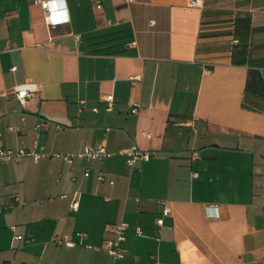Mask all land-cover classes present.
Instances as JSON below:
<instances>
[{
  "label": "crops",
  "instance_id": "0c3cea01",
  "mask_svg": "<svg viewBox=\"0 0 264 264\" xmlns=\"http://www.w3.org/2000/svg\"><path fill=\"white\" fill-rule=\"evenodd\" d=\"M41 1L0 0V146L45 153L0 164V264H264V110L245 100L264 0H61L54 27ZM85 146L110 155L58 156ZM133 147L150 159L129 166Z\"/></svg>",
  "mask_w": 264,
  "mask_h": 264
},
{
  "label": "built area",
  "instance_id": "2783aa9c",
  "mask_svg": "<svg viewBox=\"0 0 264 264\" xmlns=\"http://www.w3.org/2000/svg\"><path fill=\"white\" fill-rule=\"evenodd\" d=\"M61 0H47V1H41V6L46 11V22L50 27H54L55 24L52 20L51 11L53 9H58V7L61 5ZM96 6L98 9L101 8L100 0L96 1ZM191 4L195 7L202 8L204 7L205 0H192ZM233 45L239 44V40L237 38H232ZM262 77L264 80V71L262 72ZM33 91V88L29 85H21L16 87L15 92L17 98L21 101V103H25L27 98L31 96V92ZM105 102L108 103V109H110L114 102L113 95H107L103 98ZM137 107L133 108V112L137 111ZM97 111V109H94ZM37 129H40V125L37 126ZM121 154H127L129 156V159L127 161L129 166H133L136 161L142 160V161H148L150 159V153L146 150H142L138 147H133L128 150H124L121 152ZM45 155L43 150L40 151H27L25 149H18L16 151L1 147L0 146V164L5 162H19L26 156H31L35 161H39L43 156ZM110 154L103 148V147H91V146H85L83 151L79 153H71V154H64V155H58L60 156L65 162L72 164L74 160L79 158H85V159H101L103 157H107ZM194 157L197 158V156L194 154ZM99 180H103L102 177L99 178ZM73 202L71 205V208L73 211L77 212L80 207L79 203V192H75L73 194ZM66 197V196H64ZM2 212V208L0 206V213ZM170 214V210L165 208L164 209V215L167 216ZM159 225L162 226L164 224L163 219H160L158 221ZM129 223L122 222L119 224L112 225L113 231L117 234L116 240L106 241L105 245L103 246V249L107 251L109 254L117 257V258H123L126 255V251L122 248L121 243L125 240L124 232L129 228ZM15 230V227L12 228ZM136 233L138 236H143L144 229L142 227L136 228ZM78 236H83V234L78 233ZM16 239H22V236H15ZM65 242L68 246H74L75 244L71 241H69L67 238L64 240L59 241L60 243Z\"/></svg>",
  "mask_w": 264,
  "mask_h": 264
},
{
  "label": "trees",
  "instance_id": "16d2710c",
  "mask_svg": "<svg viewBox=\"0 0 264 264\" xmlns=\"http://www.w3.org/2000/svg\"><path fill=\"white\" fill-rule=\"evenodd\" d=\"M249 18H237L235 30L236 36H239V44L234 45L233 62H243L247 55L246 40L249 33ZM245 100L264 110V80L262 71L258 69H249L245 87Z\"/></svg>",
  "mask_w": 264,
  "mask_h": 264
},
{
  "label": "rangeland",
  "instance_id": "374dc122",
  "mask_svg": "<svg viewBox=\"0 0 264 264\" xmlns=\"http://www.w3.org/2000/svg\"><path fill=\"white\" fill-rule=\"evenodd\" d=\"M234 1L235 0H205L206 3H209V4L212 3L216 5H221V6H231V5L233 6Z\"/></svg>",
  "mask_w": 264,
  "mask_h": 264
}]
</instances>
